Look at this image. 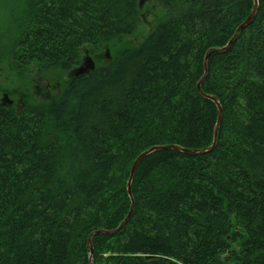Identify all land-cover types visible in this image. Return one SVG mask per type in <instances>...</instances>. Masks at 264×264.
<instances>
[{"label":"trees","instance_id":"trees-1","mask_svg":"<svg viewBox=\"0 0 264 264\" xmlns=\"http://www.w3.org/2000/svg\"><path fill=\"white\" fill-rule=\"evenodd\" d=\"M140 1L0 0V64L74 69L21 110L0 97V264H264V0L207 70L254 0H152L166 16L133 44ZM205 95L215 147L147 154L132 214L95 234L129 214L140 153L213 144Z\"/></svg>","mask_w":264,"mask_h":264},{"label":"rangeland","instance_id":"rangeland-1","mask_svg":"<svg viewBox=\"0 0 264 264\" xmlns=\"http://www.w3.org/2000/svg\"><path fill=\"white\" fill-rule=\"evenodd\" d=\"M141 9L143 22L136 33L130 37L133 44L141 40L160 19L166 16L160 2L154 4L152 0H145L142 2ZM105 52L106 50H104ZM103 58H106V55ZM84 65L82 64V66ZM71 73V71L62 72L59 70L52 76L41 75L39 72L33 71L22 78L8 68L7 62H3L0 64V97L2 101H11L13 106V102H15L16 106L19 107L24 102L23 93L28 94L34 101H43L48 98V89L55 93L60 85L70 77Z\"/></svg>","mask_w":264,"mask_h":264},{"label":"water","instance_id":"water-1","mask_svg":"<svg viewBox=\"0 0 264 264\" xmlns=\"http://www.w3.org/2000/svg\"><path fill=\"white\" fill-rule=\"evenodd\" d=\"M142 2L143 1H140V7L142 5ZM257 7H258V0H254V7L250 13V15L247 17V19H245L236 29L234 35L231 37V39L229 40V42L222 46V47H213L211 48L206 57H205V69L207 70V58L209 56V53L210 52H214V51H219V52H224L226 51L230 46L231 44L234 42V40L238 37L239 33L241 30L245 29L248 25H250L254 19V16L256 14V11H257ZM107 55H109V51L107 50ZM84 63L85 65L84 66H79L78 68V73H83L85 72V67L87 68H93L95 66V62L93 60V58L90 56V55H87V57H85L84 59ZM206 74L202 77V79L198 82L197 86H198V90L200 92H202V87H201V84L203 82V79L205 78ZM207 96L208 98L212 99L213 101H215V103L217 104V107H218V118H217V123H216V126H215V130H214V138H213V144L206 147V148H202V149H192V148H184V147H181L179 145H174V144H171V145H155L153 147H151L150 149L148 150H145L143 151L142 153H140L138 155V157L135 159L133 165H132V168H131V173H130V177H129V180H128V186H127V189H128V193L129 195L131 196L132 198V205H131V209H130V212L129 214L127 215V217L114 229H98L95 231V234H98V233H103V234H108V235H112L114 234L115 232H117L119 229L122 228V226L125 224V222L128 220V218L130 217V215L132 214V211H133V207H134V200H133V197H132V188H131V184H132V179H133V176L136 172V169L140 163V161L143 159V157H145L147 154L155 151V150H159V149H176V150H180L184 153H187V154H204L208 151H211L215 145H216V141H217V134H218V130H219V127H220V124H221V121H222V106L221 104L219 103L218 99L214 96H211V95H205ZM88 247L90 249V252L92 253L93 252V245H92V238L90 237L89 240H88Z\"/></svg>","mask_w":264,"mask_h":264},{"label":"flooded vegetation","instance_id":"flooded-vegetation-1","mask_svg":"<svg viewBox=\"0 0 264 264\" xmlns=\"http://www.w3.org/2000/svg\"><path fill=\"white\" fill-rule=\"evenodd\" d=\"M85 68H86V70L88 69L87 67H85ZM52 94H53V92H51V90L48 89L47 97L51 96ZM13 101H14V100H13ZM13 104H14V107H15V108H18V109H19V106H16L15 102H13Z\"/></svg>","mask_w":264,"mask_h":264}]
</instances>
